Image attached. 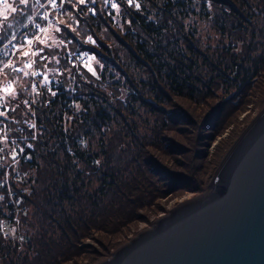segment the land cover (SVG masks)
Segmentation results:
<instances>
[{"label": "trees", "instance_id": "trees-1", "mask_svg": "<svg viewBox=\"0 0 264 264\" xmlns=\"http://www.w3.org/2000/svg\"><path fill=\"white\" fill-rule=\"evenodd\" d=\"M192 1L137 0V3L141 5L137 9L135 5H127L124 0H115L119 11L110 5L106 7L104 0H96L95 4L86 2L83 5L76 3V0H73L72 4L66 3L61 13H55L52 16L59 26L56 28L59 29L57 32L64 34L66 38H69V41L66 45L62 44V49L59 51L55 50L54 46L51 52V46H45L44 58L62 59L58 60V63H66L70 72L68 76L59 75L54 79L49 76L50 83H37L35 90L32 88L33 79L30 72L26 70L27 67L21 64L23 55L15 56L17 60L9 63L7 60L9 55L3 53H11V49L8 47L0 49V70L5 71L0 84L5 80H9L11 84L8 87L9 90L1 91L3 95H0V98L6 96L3 99L6 103L1 107H6L8 110L3 116L8 123L10 134L21 133L24 135L26 133L28 135L24 145L27 159L22 158L18 168L15 171L11 169L10 174L11 189L21 198L18 205L9 201L8 192L3 182L4 175L0 169V196L3 197L0 200V217H4L9 212L14 214L16 210L15 215L21 213L18 224L22 230L23 238L21 241L16 240L12 245L2 243L0 240L2 243L0 250L3 252L0 256V264L1 261L6 264H61L62 261L84 251V248H87L85 252L89 253L92 260L108 255L110 249L116 247L120 242L117 234L123 228H127L130 221L137 219V208L144 206L146 201L157 196V180L148 173L149 167L147 166L150 161L143 154L145 149L137 150L132 157H129L131 150L120 148L119 151H113L110 145L105 148L101 147L100 153L103 154V159L99 165L97 163L99 154H88L87 150H84L86 137L73 138V135H69L71 125H66L67 128L63 126L65 120L63 114L70 115V112H73L71 106H74V100H80L68 96L66 85L70 83L71 88L77 87L75 90L85 85L81 81L84 77L80 75L81 72L77 73V70H83L82 75L90 78L86 84L91 86L93 79L99 78L98 75H104L102 73L106 70L111 74V68L114 67L121 71L124 78L122 85L134 89L136 98L142 104L152 106V101L158 103L161 101L160 95L158 92L156 93L158 85L168 89L176 96L195 99L200 95L202 98H206L213 94L211 88L214 83H223L229 80V72H232L231 78L241 89L263 67L264 56L258 54L255 58H250L247 55L254 49L255 42L252 38L256 30L255 22L249 18L251 12L245 13L241 9L243 4L251 6L247 0H237V4L233 0V3L230 0L200 1L203 6L206 4L211 7L212 25L221 33L227 31L235 42L232 46L229 44L221 50L223 57L221 61H216L205 53L200 46L196 30L185 26L182 17L190 12L194 3ZM29 5L23 15L19 14V10L17 13L6 15L9 31L16 33L19 42L34 32V23L40 20L37 13L34 14L37 8L36 2L29 0ZM18 6L24 7L20 4ZM93 8L95 14L92 11ZM32 14L34 16L31 19L26 18ZM249 29L250 36L248 35ZM259 33L264 37V26L259 28ZM87 34H91L99 46V49L91 48L97 55L93 62L96 75H93L86 67L89 62L70 63L67 60V53L70 51L67 47L72 46L73 48L78 42L82 47L83 39ZM2 36L3 32L0 31V37ZM173 39V44L179 47L176 51L168 50L160 43L161 41L168 43ZM6 41L4 40V43ZM237 42L240 45H238V50L234 51L232 49L236 47ZM150 47L157 48L156 51L160 52L154 54L149 51ZM119 51H122L121 55L127 60L145 66L148 75L142 85L138 86V82L134 81L131 75L125 73V66L122 56L118 54ZM163 51H167L169 56H164ZM154 57H158L159 60H154ZM196 57H201L202 63L207 68L220 73L218 82L214 80V75L207 78L203 74V70L195 64ZM96 59L105 61L104 70L99 74L95 64ZM246 59H250L253 65L256 64L257 59L259 60V64L254 68V74L249 75L243 68ZM76 60L78 62L77 58H73V62ZM223 61L230 62L232 66L228 64L222 67ZM13 64L24 68V71L29 75L25 76L22 72L14 71ZM241 67L244 71L239 73ZM162 69L167 71L165 73L167 81H164L161 76ZM226 69L230 70L227 72ZM152 73L154 77L151 79L149 75ZM5 75L8 76L4 77ZM144 87L153 90L154 96L146 94L143 91ZM103 91L102 93H104ZM52 92H55L56 95L53 96ZM88 93L90 99L94 101L92 97L94 89L90 87ZM262 95V101H264V90ZM24 101H28V103L25 104ZM94 102L97 103L96 100ZM95 103H92L93 110L83 111L87 114L83 115L81 119L75 117V120L80 119L79 123L74 126L75 130L77 126H82V123H92L97 128H103V125L108 124L110 116L106 107ZM87 109H90V106ZM153 109L161 110L158 106ZM180 118L181 115L176 113L167 117L174 123L179 122ZM26 119H35V134L32 129L25 126L24 120ZM190 122L191 120L188 119L187 124ZM161 124L165 125V121L162 120ZM212 126L210 125V127ZM207 137L211 138L212 136L208 134ZM234 138L235 136L232 141ZM103 143L102 140V146ZM58 148L65 159L64 161L59 158ZM227 148V146L224 148V152ZM2 153L0 151V154ZM205 154V152L196 151L194 156L201 161ZM72 158L84 160L85 168L89 171L85 172V168H83L84 170L73 168L72 171L70 168ZM131 162L133 167H131ZM93 171L100 172L98 185L90 190H84L82 177L90 175ZM152 172L156 174L158 170L155 172L152 169ZM15 181L20 186H16ZM149 185H153V187ZM186 188L199 191V188L189 185L185 178L175 179L170 190ZM13 218L11 217L10 221ZM23 225L26 227L24 228ZM120 233L122 234V231ZM95 236L99 250L80 244L84 238ZM21 245L22 248L17 251ZM20 251L23 253H18ZM12 252L17 254L15 259L9 258Z\"/></svg>", "mask_w": 264, "mask_h": 264}, {"label": "rangeland", "instance_id": "rangeland-1", "mask_svg": "<svg viewBox=\"0 0 264 264\" xmlns=\"http://www.w3.org/2000/svg\"><path fill=\"white\" fill-rule=\"evenodd\" d=\"M124 1L126 2V0ZM200 1L201 0H193L192 2L194 3L192 8L189 10L190 12L182 17V19L186 27L191 30H196L197 38L201 44L200 46L205 53L209 54L214 60L221 61L223 60L221 50L225 49V47L229 44L232 46L235 42L227 31L221 33L220 30L212 25L213 17L212 12L210 11V5L207 6L205 4V6H203V3L201 4ZM230 1L232 2V0ZM113 2H115V0ZM233 2L237 4V0H233ZM247 2H249L251 6L249 7L248 5L243 4L241 9H243L245 13L251 12L249 14V18L256 24L255 34L252 38L255 42V46L254 49L247 55L250 58H255L258 54L264 56V37H262L259 33V28L264 26V0H247ZM7 3L17 7L18 10L20 8V6H18V0H7ZM135 3H137V0H134V3L130 6L135 5ZM126 4L129 5L127 2ZM252 11H255V13H252ZM8 14L11 15L12 13L10 9H6L5 4L2 2L0 4V18L6 15L9 16ZM53 18L54 16H52L50 22L47 23L45 33L38 31L37 29V31L34 32V35L28 37V39L32 40V43H26L25 39L20 41V50L15 52L16 57H19L20 54H23V51L26 50L29 54L27 55L28 57H39L36 61L39 63L40 67L44 68V71L52 79L59 75L68 76L70 72L66 63H58V60L61 61L62 59H41V57H44L45 46H51L52 52L54 46L55 50L59 51L62 49V44L66 45L65 39L67 38L64 34L57 32L56 28H59V26L56 19L54 20ZM36 35L39 36L40 40L45 41V43H39V41L35 39ZM248 35L250 36V29L248 31ZM89 36H91L92 40L95 41L91 34H87L83 39L84 43L82 47L79 46L78 42V46L75 44V47L72 48V46H68L67 48L70 51L79 49V51L92 53L90 59L86 62H89L86 67L90 66L93 71L96 72L93 67V62L95 58H97V55H95L91 48L95 50L99 49V46L96 42H90L88 40ZM171 41H168V43L161 41L160 43L167 47L168 50L174 49L176 51L179 47L178 45L173 44L174 39ZM238 45H240L239 42H237L236 47L232 50L237 51ZM32 47L41 48L43 51H37L39 54L34 55L31 50ZM156 49L157 48L150 47L149 51L154 52V54H158L160 51H156ZM184 50L188 53L187 49L184 48ZM121 53L122 51L118 52L120 55ZM163 55L169 56L167 51H163ZM157 59L159 60L158 57H154V60ZM16 60L17 58H10L9 63ZM96 60L95 64L99 74L102 70H104L103 67L105 66V61L99 59ZM122 60L124 63L123 65L125 66V73L131 75L134 81L138 82V86L142 85V82L147 79L148 75L145 71V66L137 64L132 60H127V58H124L123 56ZM195 60L196 66H199V68L203 70V74L207 78L214 75V80L217 82L219 81L220 73L218 71L207 68V66L202 63L201 57H196ZM263 63L264 62H262L263 67L259 70V72L250 78L251 80L249 83L244 84L241 89L236 86L235 80L231 78L232 72H229V80L223 83H214L211 88L213 94L206 98H202L199 94V97H196L195 99H188L184 96H176L168 89L158 85L160 88L158 89L157 87L156 93L158 92L160 95L161 101L160 103L152 101V106L142 104L140 100L136 98V92L134 89L126 88L125 85H122L124 78L121 75V71H118L114 67L111 68V74H109L108 70H106L102 73L104 75H98L99 78L96 77L95 80L93 79V85L91 86L86 84V82L90 81V78L82 75L83 70H77L76 72H81L80 75L84 77L81 81H83L86 86H80L79 89L75 90L77 87L71 88L70 83L69 85H66L68 88V96L72 98H79L80 100L73 99L74 106H71V110H73V112L71 111L70 115L63 114L65 118L63 126L66 127V125H71L69 135H73V138L78 137L80 139L82 137H86V141H84L86 147L84 150H87L88 154L98 153L99 159L97 163L99 165L103 159V154L100 153L101 147L105 148V146L108 147L110 145L113 151H119L120 148L124 150H131L129 157H132L137 150L142 151V149H145L143 154H145L151 162H149V166H147L149 167L148 173L153 179L157 180V196L154 198L149 197L150 199L145 202L144 206L137 208V219L130 221L128 223V227L121 230L122 234L120 233L121 231L117 234V236L119 235L118 239L120 242L116 247L110 249V253L108 255L92 260L89 253L85 252V249L87 248H84V251H81L78 255H74L73 257L62 261L61 264H94L99 260L108 257L115 250V248L131 238L129 237L131 234L133 237L137 232H139L138 229L142 226L144 220L149 218V226H151V221L153 222L159 213L165 212L164 214H166L168 208L171 209L178 202L204 192L221 158L227 151L226 150L224 152V148L226 146L229 148L232 144L231 141L233 136L236 138L264 106V101H262V94L264 90ZM222 64V67L228 64L232 66L230 62L226 61H223ZM257 64H259L258 59L255 65H253V62L251 64L250 59H246L243 63V68L247 70L249 75L254 74V68ZM243 68H239V73L244 71ZM26 70L29 71V67H27ZM229 70L230 69H226L227 72ZM166 72L167 71H163L161 74L164 81L168 80L165 75ZM0 74L1 78L3 74H5V71L1 69ZM6 76L8 75H5L4 77ZM149 76L151 79L154 77L153 73ZM0 80H2V78ZM90 87L94 89V95L92 97L97 103L90 99L91 97L88 95ZM102 90H104V93H102ZM1 91L0 95H3ZM143 91L151 97L154 96L153 90H150L149 87H144ZM1 98L4 99L6 96H2ZM92 103L101 104L102 107H106L108 115L110 116L108 117V124L103 125V128H97L92 123H82L83 125L77 126V129L75 130L74 126L79 123V120L83 115L87 114L83 111L93 110ZM77 105H79V108ZM86 105L90 106V109H87L88 106ZM156 106H158L161 110L158 111L153 109ZM175 113L181 115V118L177 123L167 119L168 115ZM75 117L80 119L75 120ZM188 119H190L191 122L187 124ZM162 120L165 121V125L161 124ZM210 125H213V128L210 127ZM208 134H211L212 137H207ZM102 140L104 141L103 146ZM5 142L6 141L3 140L2 145H4ZM9 148L10 144L7 145L2 152H6ZM196 151L205 152L206 154L204 155V159L200 161V159L196 158L194 156ZM58 154L60 155V160L64 161L65 159L62 157L59 148ZM4 162L5 161L2 163ZM17 166V163L11 166L9 169L10 173L8 175L11 174V169L15 171V169L18 168ZM85 167L86 163L84 160L72 158V163L70 162V168H72V171L74 169L84 170L83 168ZM131 167H133L132 162ZM150 167L152 168L150 169ZM152 169L155 172L158 170V172L155 174L152 172ZM84 171L87 172L89 170L85 168ZM99 174V171H93V173L88 176L84 175L82 177V182L84 184L83 189L90 190L91 188L97 186L99 182ZM159 177L161 178L160 180L157 179ZM70 178H72L71 175ZM178 178L187 179L189 185L199 188V191H193L191 188L171 191L170 188L172 183ZM14 184L16 186H20L17 181H15ZM149 186L153 187V185ZM13 215L14 218L9 212V214L7 213L4 217H0V240L2 243H9L12 245V243L16 240L19 239V241H21L23 239L21 235L22 230L18 224L20 222L19 219L21 218V213ZM11 217L13 219L10 221ZM8 219L9 222L6 225H2L3 222L1 220L6 221ZM23 227L25 228L26 226L23 225ZM5 232L8 233L7 236L4 235ZM80 244L91 246V248L99 250V244L96 236L86 237L80 242ZM21 248L22 245L17 248V251ZM18 253L22 254L23 251ZM2 254L3 252L0 250V256H2ZM16 255L17 254L15 252H12L10 253L9 258L15 259ZM9 258H7L8 261H10ZM1 264H6V262L1 261Z\"/></svg>", "mask_w": 264, "mask_h": 264}, {"label": "water", "instance_id": "water-1", "mask_svg": "<svg viewBox=\"0 0 264 264\" xmlns=\"http://www.w3.org/2000/svg\"><path fill=\"white\" fill-rule=\"evenodd\" d=\"M94 264H264V106L233 140L204 192Z\"/></svg>", "mask_w": 264, "mask_h": 264}, {"label": "built area", "instance_id": "built-area-1", "mask_svg": "<svg viewBox=\"0 0 264 264\" xmlns=\"http://www.w3.org/2000/svg\"><path fill=\"white\" fill-rule=\"evenodd\" d=\"M35 1L37 4V8H36V11L34 12V14L37 13V15L40 17V20L35 21L34 32L37 31L38 26H39V27L44 29L41 32L45 33L46 25L48 22H50L52 15L55 13H61L64 10L65 5L63 7H60L59 6V0H56L57 7L54 9L52 7V5L48 2V0H35ZM1 3L2 2H0V4ZM34 14H32L30 17L32 18L34 16ZM45 14H47V19H44ZM34 32L31 35H27L26 37L34 35L35 34ZM38 33H40V32H38ZM24 39H25V37H24ZM65 41L67 43L69 41V38H67ZM7 43L8 42L6 41L4 44L7 45ZM10 49H11V53L16 52L15 48L10 47ZM40 49L37 47L31 48L32 53L34 55H36L35 53L37 51H39ZM26 51H23V53H27ZM91 54L92 53L86 52V51L71 50V51H68V53H67V60L70 63H75V62L76 63H86L88 61V59H90ZM10 58H15V54L14 55L10 54L9 58L7 60H9ZM37 58H39V57L34 58V57H28V56L23 55V57H21V64L25 66V62H27L28 64L31 65L29 67V71H30V76L33 79L32 81H33V83L35 82L36 84L37 83L40 84L44 77L42 75L33 76V75H31V73L32 72H40V73H44L46 75H47V73L44 71V68L39 66V63L36 61ZM73 58H75V59L77 58L78 62H77V60L73 62ZM0 68H1V63H0ZM47 77H49V75H47ZM10 85L11 84H10L9 80L3 81L2 84H0V91L7 89L8 87H10ZM7 90H9V88ZM5 109H6V107L2 108L0 106V112H5ZM24 122H25V126L28 129H32L34 131V134H35V128L30 127V125L32 123H35V125H36L35 119H26V120H24ZM8 134H10L8 123L5 120L4 116H0V151L2 152V150L7 145L10 144V148L6 150V153L0 154V169H2V174L4 175L3 182L5 183V186H6V189L8 192L7 194H8L9 201L18 205L20 203L21 198L12 191V189H11L12 184H11V180H10V175H8V174L10 173V170H9L10 167L13 166L15 163L19 164V162L22 160V158H24L27 155V152L24 148V145L26 144V140H27L28 135L26 133L24 135L21 133L13 134V135L12 134L8 135ZM3 140L6 141L4 145H2ZM20 149L24 150L23 153H21ZM13 155H15V159H13ZM3 161H5V162L2 163ZM1 163H2V165H1ZM16 174H17V172H16ZM16 212H17V210H16ZM11 216L14 217L13 214H11ZM1 221L3 222L2 225H6L9 222V219L6 221H4V220H1ZM4 235L7 236L8 233L5 232Z\"/></svg>", "mask_w": 264, "mask_h": 264}, {"label": "snow or ice", "instance_id": "snow-or-ice-1", "mask_svg": "<svg viewBox=\"0 0 264 264\" xmlns=\"http://www.w3.org/2000/svg\"><path fill=\"white\" fill-rule=\"evenodd\" d=\"M0 2H3L5 4L6 9H10L11 13H17L18 12L17 7H14L12 4L7 3V0H0ZM48 2L52 5V7L54 9L57 7L56 0H48ZM86 2H91V3L95 4L96 3V0H76V3L81 4V5L85 4ZM126 2L129 5H132L134 3V0H126ZM18 3L20 5H23L24 6L23 8H20L19 9V14L20 15H23L24 12L26 11V9L30 6L29 5V0H18ZM66 3L72 4L73 3V0H59V6L60 7H63ZM104 4H105L106 7L110 5L112 8H115V9H117V11H119L118 4L115 3V2H113V0H104ZM140 7H141L140 3H135V8L139 9ZM92 11L95 14V9L94 8L92 9ZM26 18L27 19H31L30 16H27ZM13 19L15 20V17H13ZM44 19H47V14H45ZM7 20H8V17L7 16H4V17L0 18V31L3 32V36L0 37V48L12 47V48H15L16 51H19L20 50V46H19L18 37H17V35H16V33L14 31H9V26L6 23ZM43 30H44L43 28H41V27L38 26V31H43ZM57 31H59V29H57ZM35 39L38 40L39 43H41V44H44L45 43V41L40 40V38H39L38 35L35 36ZM4 40H7V42H8L7 45L4 44ZM88 40L90 42L95 43V41L92 40V37L91 36L88 37ZM25 42L31 44L32 43V40L31 39H28V37H25ZM61 43H62V41H61ZM39 51H43V49H40ZM3 54L4 55H10V54L14 55L15 53L4 52ZM35 54L38 55L39 53L37 52ZM23 55L27 56L29 54L28 53H23ZM41 59H44V57H41ZM30 66H31L30 64H28L27 62H25V67H30ZM12 67H13V70L14 71L22 72L25 76L29 75L28 72L24 71V68H21V67L15 66V65H13ZM88 70L89 71H92L93 72V75H96L95 71H93V69L90 66H88ZM31 75H33V76L42 75L44 78L41 81V83H43V84L50 83V81L48 80L47 75L44 74V73L32 72ZM32 88L34 90L37 88V85H36L35 82L32 84ZM4 91H7V89H5ZM49 91H51V89H49ZM37 94H39V93H37ZM52 95L55 96L56 93L55 92H52ZM13 98H14V96H13ZM4 103H6V101H4L2 98H0V106H3ZM24 103L27 104L28 101H24ZM77 107L79 108V105H77ZM6 111H8V110L5 109V112ZM5 112H0V116L5 115ZM30 127L35 128L36 127L35 123H32L30 125ZM28 147H31V145H28ZM20 151H21V153H23L24 150L23 149H20ZM25 158L27 159V157H25ZM13 159H15V155H13ZM2 199H3V197L0 196V200H2Z\"/></svg>", "mask_w": 264, "mask_h": 264}, {"label": "bare ground", "instance_id": "bare-ground-1", "mask_svg": "<svg viewBox=\"0 0 264 264\" xmlns=\"http://www.w3.org/2000/svg\"><path fill=\"white\" fill-rule=\"evenodd\" d=\"M169 209H170V208H168V210H169ZM164 213H165V212H161V213H159V214L157 215L156 219H157L158 217L162 216ZM156 219H154L153 222H154ZM153 222L151 221V223H153ZM149 223H150V222H149V218L146 219V220H144L143 223H142V226L139 227L138 231H140V230H142V229L148 227V226L150 225ZM129 237H132V234H131V236H129ZM129 237H128V238H129Z\"/></svg>", "mask_w": 264, "mask_h": 264}]
</instances>
